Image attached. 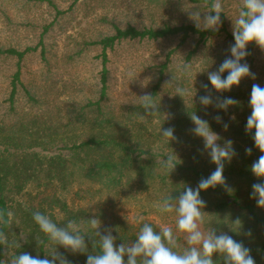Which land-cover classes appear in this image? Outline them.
<instances>
[{
	"label": "rangeland",
	"instance_id": "obj_1",
	"mask_svg": "<svg viewBox=\"0 0 264 264\" xmlns=\"http://www.w3.org/2000/svg\"><path fill=\"white\" fill-rule=\"evenodd\" d=\"M50 1L0 0V49L13 47L23 51L28 47H37L29 51L20 64L16 56H0V155L8 147L10 152L7 154L12 161L21 154L34 152L40 156H50L52 152L43 150L44 145L53 142L62 144L69 141L68 137L81 141L94 135V130L82 124L80 113L84 111L81 107L100 98L103 69L106 66L104 111L129 127L131 137L128 143L151 151L155 158L149 164V156H143L124 169L122 174L113 172L115 180L106 171L80 165L74 160L73 165L69 163L73 177L66 189L56 179L45 186L46 175L41 172L42 186L37 180L29 181L13 199L15 235H19L18 242L13 245L25 240L32 245L27 252L33 256L39 255L37 248L44 239L34 232L32 212L45 211L49 216L52 213L59 222L68 219L60 206L54 204L55 197L64 201L77 215L70 220L74 227L97 241L99 236L88 226V220L93 215L101 221L100 231L107 226L115 228V223L121 222V229L135 236L142 223H149L156 230H159V225L166 224L173 228L183 245V234L176 228L175 213L161 214L156 204L166 195L178 196L185 186L195 188L197 184L180 180L174 171L168 172L163 163L168 152H176L184 163H195L197 152L203 150L202 139L189 132L194 126L189 115L199 104V96L206 94L201 82L212 88L207 72L215 71L225 56L230 54L227 49L234 43L233 20L238 18L242 0H220L224 9L222 25L214 34L201 37L191 33L183 38L180 33L157 40L124 39L107 50L106 65L103 64L101 45L94 43L115 34L116 27L125 29L134 26L144 30L195 26L188 12L199 13L202 19L210 13L212 3L193 0ZM248 51L251 55L246 57V61L257 79L245 78L240 86H234L230 92L212 90L214 97L230 96L239 103L230 107L227 113L212 106H202V112L198 115L207 120L211 128L213 125L217 127L215 132L221 137V145L225 138H230L239 153L230 165L226 164L224 172L233 192L201 193L207 205L202 230L227 231L234 239L243 240L248 247L261 248L264 246V209L258 208L249 195L251 185L258 182L250 171V165L261 153L245 132V124L251 112V86L253 83L264 86V50L251 43ZM164 64L166 68L160 81ZM185 64L192 66L190 76L185 74ZM19 69L20 79L17 80L15 74ZM14 85L17 90L12 99ZM156 86L154 97L159 102L160 111L153 116L145 112L139 97L145 92L153 95ZM178 87L189 89L190 95L180 97L176 93ZM28 92L36 102L30 99ZM90 110L89 118L93 117V109ZM217 114L230 124L228 131L213 119ZM170 126H174L179 143L166 142L160 135V128ZM12 138H20L22 148H17ZM35 143L39 145L29 147ZM248 146L253 148L251 156L244 151ZM66 155L71 158L70 153ZM199 157L198 166L209 175L216 166L210 162L206 152ZM142 163H148L157 175L150 180L149 189L140 193L137 190L136 168ZM236 196L238 204L216 208L224 201H233ZM236 217L242 221L239 232L231 230V220ZM68 223L66 221L60 226L66 227ZM247 229L253 231L251 239L243 235ZM44 242V257L51 258L53 251L62 253L68 260L72 256L69 250L49 239ZM116 243L119 244L118 241ZM2 249L5 253L3 261L8 264L11 255L19 253L17 247L3 246ZM251 254L256 264H264V251ZM213 259L215 264H223L220 254H214ZM70 261L78 264V259Z\"/></svg>",
	"mask_w": 264,
	"mask_h": 264
},
{
	"label": "clouds",
	"instance_id": "obj_2",
	"mask_svg": "<svg viewBox=\"0 0 264 264\" xmlns=\"http://www.w3.org/2000/svg\"><path fill=\"white\" fill-rule=\"evenodd\" d=\"M222 13L224 9L220 0H213L210 13L205 14L202 19L197 12H188V15L195 22L197 29L218 31L222 25ZM233 22L234 43L227 49L230 54L225 56L215 71L207 72L212 88L201 82L206 94L199 96V103L205 108L212 106L225 113L239 102L230 96L214 97L212 90L218 93L230 92L234 86H240L245 78L253 81L257 79L246 57L251 55L248 51V45L251 43L264 50V0H242L238 18ZM191 68L190 64L184 65L186 75L192 74ZM176 93L182 98L190 95L187 88L178 87ZM139 99L146 113L155 116L160 111L159 102L151 93L145 92ZM249 106L251 112L246 118L245 132L251 136L255 148L261 153L250 165V171L258 182L251 185L249 195L258 208L264 209V86L259 83H253L251 86ZM189 118L194 125L189 132L203 141V150H200V154L206 152L210 162L216 167L207 177H201L195 188L185 186L178 196L166 195L156 204L161 214L175 213L176 228L183 234V245L171 226L161 224L159 230H156L149 223H142L136 238L131 242L117 244V236L113 235V232L118 229L107 226L100 231L101 221L95 215L88 220L89 228L99 236L98 242L89 236L93 252L88 250L85 235L75 228L71 221L66 227H61L49 215L34 211L32 218L39 229L52 243L62 246L73 254H86V264H215L214 254L222 256L223 264H256L251 254L252 249L243 240L234 239L227 231L202 230L206 215L204 209L207 205L201 197V192L217 186L230 194L233 192L224 172L226 164L230 165L235 158H238L239 153L235 150L232 139L225 138L223 145L219 143L220 135L213 131L207 120L202 119L195 112L191 113ZM213 119L221 124L225 131L229 130L230 124L224 121L222 116L217 114ZM175 131L174 126L159 129L160 135L166 142L179 143L180 138L175 135ZM244 151L246 155L251 156L253 148L248 146ZM179 163L177 153L168 152L163 167L171 172ZM13 215L12 211L0 210V224L10 223ZM241 224L240 217H236L231 220V230L239 232ZM243 235L251 239L253 231L247 229ZM0 245L8 248L18 247L9 242L2 229H0ZM10 264H72V262L57 251L51 253V258L20 252L11 255Z\"/></svg>",
	"mask_w": 264,
	"mask_h": 264
},
{
	"label": "trees",
	"instance_id": "obj_3",
	"mask_svg": "<svg viewBox=\"0 0 264 264\" xmlns=\"http://www.w3.org/2000/svg\"><path fill=\"white\" fill-rule=\"evenodd\" d=\"M42 1V0H40ZM46 1V0H43ZM49 3L51 2L48 0ZM195 2H208L211 4L213 0H193ZM183 34V38H186L191 33L199 34L201 37L206 36L207 34H214L213 30H201L197 29L192 25H184L180 27H171L166 26L162 29H144L140 30L134 26H128L125 29L116 27V33L113 35H108L100 40L95 41L94 44H99L102 47V60L103 64L106 65L108 61V49H112L117 42H120L124 39H136V38H148L151 40H157L160 38H164L170 35ZM42 42V41H41ZM37 47H28L23 51H20L16 48H8V49H0V56L8 55V56H16L19 58V64L25 57V55L29 51L36 50ZM166 68V64L162 66V70L160 71L159 80L161 81L163 78L164 69ZM20 69L15 74V79H20ZM227 75V73H226ZM159 81V83H160ZM158 83V85H159ZM15 84V82L13 83ZM107 69L106 66L103 69L102 76V88L100 91V98L97 101L91 102L89 101L86 105L82 106L81 109L84 113H80L82 115V124L90 129L94 130L96 135H91L85 140L76 141L72 140V137H68L69 141L63 142L62 144L50 143L51 145H44L43 150L47 152H52L50 156H40L37 152L29 153V154H21L19 158H16L15 161H12L10 155L7 153L10 152L8 147L4 149L2 154L0 155V210L4 211H12L13 206L12 202L16 195H19L26 187V184L29 181L37 180L39 185H43L40 177V173L44 172L46 175V183L45 186H49L54 179L59 180L61 182V186L63 189H66L73 177V172L69 169V163L73 165L74 160L80 165L93 166L100 171L108 172V176L115 180L117 172L122 174L124 169L131 167L133 163L137 161V159L142 158L143 156H149L147 161L150 163L154 162L155 154L151 153V151L144 149L139 146H134L128 143V139L131 137L130 129L128 126H124L123 123L118 122L112 115L106 114L103 109V101L106 95L107 88ZM157 86L155 87V91L153 96L156 94ZM16 85L13 86V90L11 92V98L13 99L16 94ZM30 99L36 102V99L33 95L28 92ZM93 109V117H88V111ZM91 111V110H90ZM192 112L200 115L202 112V105L199 103ZM213 131L217 130L216 126H212ZM3 130V129H2ZM15 144H17V148H22L20 143L22 142L20 138H12ZM39 143L30 144V148H34L38 146ZM66 153H70L71 158H69ZM200 152H197L195 163H184L180 159V163L177 165L174 172L177 175V178L189 183H196L201 179V177H207V172L201 167L198 166V162L200 159ZM71 160V161H70ZM148 163L139 164L136 168V174L138 178V186L137 190L142 193L149 189L150 180L154 179L157 175L154 173V168L150 167ZM149 165V166H148ZM216 191V192H224V189L220 186L215 188H210L207 191H202L201 193ZM232 203H239L237 196L233 197V201L231 202H222L216 206V208H224L226 206H230ZM51 204V202H50ZM54 204L60 206L61 210H63L67 216V220L63 219L62 221H57L56 217L51 213L50 217L60 226V224H65L66 221L74 220V217L77 215L71 211L67 204L62 201L60 198H54ZM54 205V206H55ZM46 214L45 211H42ZM256 218L257 215H255ZM34 229L43 239L44 241L48 240V237L45 233H43L39 226L33 220ZM115 236H117L118 243L121 242H131L136 238L134 234H128L126 231L121 229V222L115 223ZM0 229H2L8 239L9 242L15 244L18 242L19 235H15V221L14 216L10 223L0 224ZM85 239L88 242V250L89 252H93L91 241L86 235ZM29 239H31L29 237ZM42 242L38 245L37 252L41 258L44 257V246L45 242ZM97 241V240H96ZM98 242V241H97ZM32 244V243H31ZM32 246L27 243L25 240H21L18 244L17 250L22 252H27L28 248ZM3 246L0 245V264H8L3 261L5 257V253L3 251ZM253 253H260L264 251V246L261 248H251ZM98 251V249L96 250ZM18 253V254H19ZM69 260L75 261L78 259V264H86V254H71ZM76 258V259H75ZM10 264V263H9Z\"/></svg>",
	"mask_w": 264,
	"mask_h": 264
}]
</instances>
